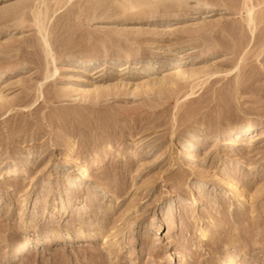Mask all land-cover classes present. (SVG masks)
I'll return each mask as SVG.
<instances>
[{
  "label": "rangeland",
  "instance_id": "1",
  "mask_svg": "<svg viewBox=\"0 0 264 264\" xmlns=\"http://www.w3.org/2000/svg\"><path fill=\"white\" fill-rule=\"evenodd\" d=\"M0 74V264H264V0H0Z\"/></svg>",
  "mask_w": 264,
  "mask_h": 264
},
{
  "label": "bare ground",
  "instance_id": "2",
  "mask_svg": "<svg viewBox=\"0 0 264 264\" xmlns=\"http://www.w3.org/2000/svg\"><path fill=\"white\" fill-rule=\"evenodd\" d=\"M138 1V0H137ZM148 1V0H147ZM175 1H177V0H175ZM140 2H142V1H140ZM144 3H146V2H144ZM182 3V2H181ZM180 3V4H181ZM138 4H139V2H138ZM147 4V3H146ZM142 5H144V4H142ZM124 6V5H123ZM133 4L132 3H130V4H127V7H128V9H130V10H133ZM140 6H141V4H140ZM139 6V7H140ZM150 6V5H149ZM141 7H143V6H141ZM41 21V20H40ZM173 21V20H172ZM174 22V21H173ZM85 65H86V63H85ZM1 75V74H0ZM249 126V125H248ZM253 128V127H252ZM192 138V137H191ZM191 144H193V143H191ZM234 144V143H233ZM90 169V168H89ZM81 174H83V176L86 174L87 175V166H86V168H84V170L80 173V175L79 176H81ZM82 176V177H83ZM85 177V176H84ZM81 181V178L80 179H78L77 177L76 178H73V179H69L67 182L69 183V184H78L79 182ZM230 183V185H233L232 183V181L230 180V181H228V184ZM69 187V186H68ZM74 187V186H73ZM72 187V188H73ZM77 187H79V186H77ZM76 187V188H77ZM82 187V186H81ZM200 187V186H199ZM232 188L234 187V186H231ZM79 189V188H78ZM69 202V201H68ZM195 202V201H194ZM69 205V204H68ZM60 207H64V204L62 203L61 204V206ZM65 210V209H64ZM66 210H67V208H66ZM205 234V233H204ZM48 235V234H47ZM41 237V236H40ZM45 238V237H44ZM33 242V241H32ZM21 244V246L22 245H25V244H27V240H23V241H21L20 243H18V245H17V247L19 246ZM23 247V246H22ZM21 248V247H20ZM232 257L231 256H227V257H225V259L222 261L224 264H231V262H232Z\"/></svg>",
  "mask_w": 264,
  "mask_h": 264
}]
</instances>
